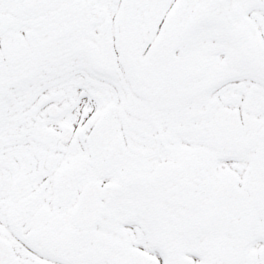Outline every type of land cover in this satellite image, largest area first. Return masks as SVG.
I'll return each mask as SVG.
<instances>
[{
    "label": "snow or ice",
    "instance_id": "snow-or-ice-1",
    "mask_svg": "<svg viewBox=\"0 0 264 264\" xmlns=\"http://www.w3.org/2000/svg\"><path fill=\"white\" fill-rule=\"evenodd\" d=\"M0 264H264V0H0Z\"/></svg>",
    "mask_w": 264,
    "mask_h": 264
}]
</instances>
